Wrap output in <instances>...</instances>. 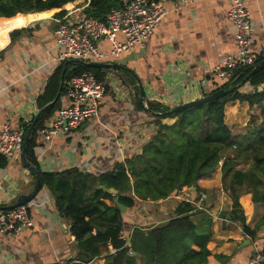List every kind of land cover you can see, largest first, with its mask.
<instances>
[{"label": "crops", "instance_id": "1", "mask_svg": "<svg viewBox=\"0 0 264 264\" xmlns=\"http://www.w3.org/2000/svg\"><path fill=\"white\" fill-rule=\"evenodd\" d=\"M245 1L252 14L254 48L260 53L264 48V0ZM86 3L82 1L78 7H72L68 19L83 15ZM230 4L231 0H196L188 6L176 7L167 0L170 12L146 46L114 58L135 71L145 88L147 106L156 102L172 108L215 90L218 82L213 79L211 69L236 50V29L227 17ZM57 24L42 13H30L18 23L25 30L0 60V126L12 122L22 127L33 122L39 111L36 99L62 62V47L55 33ZM101 45L108 51L106 42ZM104 69L107 88L98 116L73 132L59 134L50 144L38 139L36 156L40 176L72 167L94 175L110 172L117 164H126L142 153L159 124L172 125L177 120L174 115L155 116L144 108L138 81L130 72ZM66 102L64 97L63 104ZM239 103L230 101L225 107V121L234 134L243 132L241 125L252 114L248 102ZM255 106L252 111L260 116L261 107ZM230 111L235 115L234 121ZM222 163L198 180L199 191L174 193L159 201L138 199L134 207L124 212L125 232L129 234L135 226L158 224L173 217L187 194L197 201L205 194L202 203L213 218L208 263L244 264L253 255L256 244L264 249V226L254 238L244 231L240 221L220 215L233 206L230 191L223 187ZM250 165L251 160L247 159L236 168L247 170ZM36 179L23 160L9 161L0 168V207L9 204L19 193L33 191ZM239 201L246 223L254 228L264 215V203L254 202L248 189H243ZM28 205L34 226L17 237L0 233V264H57L75 260L78 247L70 223L59 213L56 197L46 184H42ZM105 261L106 257L101 256L91 264H105Z\"/></svg>", "mask_w": 264, "mask_h": 264}, {"label": "trees", "instance_id": "2", "mask_svg": "<svg viewBox=\"0 0 264 264\" xmlns=\"http://www.w3.org/2000/svg\"><path fill=\"white\" fill-rule=\"evenodd\" d=\"M82 1L87 2L84 14L99 19L122 6V0H0V60L24 32L18 23L28 14L42 13L60 23L66 21L71 8L78 7ZM263 58L259 56V60ZM65 62L49 76L36 99L41 109L60 94L57 102L42 114L28 141V159L37 166L39 132L63 105L70 80L92 72L97 79L105 81L104 68L75 62L67 66L62 83ZM251 69L238 71L215 90L232 87L231 82L241 74L237 83H243L239 88L172 114L177 116L175 123L159 124L142 153L126 164H117L102 175L78 167L42 174V184L55 195L58 211L69 221L77 242L78 257L65 264H91L101 256L106 257L105 264H209L208 243L213 218L205 209H198L193 202L184 199L173 217L158 224L135 226L128 238L123 239L120 235L125 231V215L118 201L131 208L138 199L159 201L174 193L199 191L198 180L212 173L221 161L223 187L230 191L233 206L220 215L240 221L247 234L258 236L264 226V215L251 228L239 201L243 189H248L254 202L264 203V66L244 81ZM236 100L260 106L261 115L248 120L243 132L234 134L225 121V107L226 103ZM148 107L160 112L170 109L156 102H149ZM30 126L31 123L22 124L25 136ZM247 159L251 160L247 170L236 168ZM8 162L6 157L0 156V168ZM102 185L116 189L117 193L103 189Z\"/></svg>", "mask_w": 264, "mask_h": 264}, {"label": "built area", "instance_id": "3", "mask_svg": "<svg viewBox=\"0 0 264 264\" xmlns=\"http://www.w3.org/2000/svg\"><path fill=\"white\" fill-rule=\"evenodd\" d=\"M171 1L176 7H183L196 0ZM169 12L167 0H122V6L112 9L104 19L85 14L71 19L67 17L66 21L57 24L55 30L58 44L62 47L60 60H114L121 54L144 48L149 37ZM227 17L236 29V50L228 54L222 64L211 69L213 79L218 85L228 81L238 71L252 68L259 61V56H264V48L260 53H256L254 48V25L247 2L231 0ZM103 42L109 45L108 51L102 49ZM106 88L105 81L97 79L92 72L74 76L69 82L67 102L40 130L39 139L50 144L59 134L73 132L88 120L97 117ZM24 140L23 127L12 122L3 123L0 126V156L11 162L22 160ZM205 199V194H201L198 201L188 194L185 196V200L193 202L198 209H205L202 203ZM33 226L34 220L28 204L0 209L1 234L17 237ZM128 236L125 231L120 235L123 239ZM244 264H264L263 247L256 244L253 255Z\"/></svg>", "mask_w": 264, "mask_h": 264}, {"label": "water", "instance_id": "4", "mask_svg": "<svg viewBox=\"0 0 264 264\" xmlns=\"http://www.w3.org/2000/svg\"><path fill=\"white\" fill-rule=\"evenodd\" d=\"M75 62H81L84 63L86 66L88 67H94V68H115V69H122L125 71L130 72L133 76H135V78L138 81V85H139V93H140V101L142 103V105L144 106V108L147 111H150L152 114H154L155 116L158 117H163V116H167V115H172L177 111L183 110V109H187V108H191V107H197L200 106L206 102H209L211 100L220 98L224 95H226L229 91L234 90L235 88H239L243 82H239L237 83V80L239 79V77L241 76V74H239L232 82H231V86L232 87H228L225 86L221 89L215 90L199 99L196 100H191V101H187L181 104H178L166 111L160 112V111H155L153 109H150L147 104H146V92H145V88L143 86V83L141 82V80L138 78V76L136 75L135 71L133 69H131L130 67L123 65L115 60H103V61H83L77 58H70L67 59L65 64H64V70L62 73V83H63V77H64V73L66 71V68L69 64L71 63H75ZM264 66V58L257 61L252 69L250 70V73L246 76L245 80H248L250 78L251 75H253L260 67ZM60 94H58V96L51 102H49L48 104H46L43 108L39 109V111L37 112V114L34 117L33 122L31 123V126L29 128V131L27 132V135L25 136V140H24V146H23V156H22V160L24 162L25 167L29 170L30 175L35 176L37 179L35 181V188L33 191L29 192V193H19L17 195H15L12 199H10L9 204L5 205L2 207V209H12L15 208L17 206L20 205H25V204H29L30 202L33 201V199L36 197V195L38 194V192L41 190L42 188V180H41V176H40V170L38 169L37 165H35L34 163H32L27 156V145H28V141L31 137V134L35 128V125L37 124V122L39 121V119L41 118L42 114L49 108H51L58 100ZM103 189L108 190L110 192H112L113 194L117 193V190L114 188H108L105 185L101 186ZM118 204L120 206V208L122 209V212L126 211V206L121 204L118 201Z\"/></svg>", "mask_w": 264, "mask_h": 264}, {"label": "rangeland", "instance_id": "5", "mask_svg": "<svg viewBox=\"0 0 264 264\" xmlns=\"http://www.w3.org/2000/svg\"><path fill=\"white\" fill-rule=\"evenodd\" d=\"M24 20H25V19H24ZM24 20H22V22H23ZM242 103H243V102H240L239 104H242ZM243 104H244V103H243ZM245 104H246V103H245ZM252 107H253V106H251V109L249 110V114H251V113L253 114V115L251 114L250 119L253 118L254 116L256 117V115H257V112H253V111H252ZM254 107H256V106H254ZM260 115H261V109H260ZM229 116H231V118H232L231 120H232V121L235 120V115L231 114V111L229 112ZM250 119H249V120H250ZM241 129H243L242 125H241Z\"/></svg>", "mask_w": 264, "mask_h": 264}]
</instances>
